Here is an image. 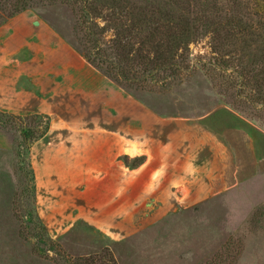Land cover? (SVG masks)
<instances>
[{
  "label": "rangeland",
  "instance_id": "1",
  "mask_svg": "<svg viewBox=\"0 0 264 264\" xmlns=\"http://www.w3.org/2000/svg\"><path fill=\"white\" fill-rule=\"evenodd\" d=\"M93 1L102 7L94 18L102 47L119 53L116 43L133 34L131 62L122 64L129 81L122 86L159 117L199 128L198 137H185L190 150L199 146L191 158L195 166L185 159L181 182L148 184L144 155L124 153L104 168L122 180L97 182L102 159L93 136L75 125H50L21 157L31 172L29 204L20 197L29 179L15 157L17 127L26 122L0 127V264H60L57 255L37 253L23 233L22 214L30 209L62 256L92 264H264V82L252 76L264 60V0H213L210 12L205 0H148L170 3L166 16L145 12V0L121 2L120 11L118 3L104 8ZM10 3L0 0L3 8ZM42 4L18 14L37 15L78 53V43L92 45L71 6ZM232 5L238 16L228 22ZM216 12L217 19L211 16ZM205 17L216 23L208 32L200 28ZM151 35L158 47L149 59L156 67L148 66L146 75L136 54ZM169 62L174 67H162ZM92 69L77 77L79 84L101 85L103 74Z\"/></svg>",
  "mask_w": 264,
  "mask_h": 264
},
{
  "label": "crops",
  "instance_id": "2",
  "mask_svg": "<svg viewBox=\"0 0 264 264\" xmlns=\"http://www.w3.org/2000/svg\"><path fill=\"white\" fill-rule=\"evenodd\" d=\"M88 69L93 71L85 58L37 15L17 14L0 25V112L46 116L50 128L71 124L83 135L93 136L102 159L97 182L107 177L122 180L120 175H105L104 168L124 153L144 155L141 167L148 166V184L181 182L184 160L193 159L195 149L199 151L194 143L190 150L185 137H198L199 128L186 129L181 118L159 117L105 77L95 88L79 84L77 77ZM242 137L246 154L253 156L248 137ZM192 159L189 165L194 168ZM127 177L136 179L135 175Z\"/></svg>",
  "mask_w": 264,
  "mask_h": 264
},
{
  "label": "trees",
  "instance_id": "3",
  "mask_svg": "<svg viewBox=\"0 0 264 264\" xmlns=\"http://www.w3.org/2000/svg\"><path fill=\"white\" fill-rule=\"evenodd\" d=\"M12 3L9 4L10 8H3L0 6V12H1V18H0V25L4 23L7 19L11 18L13 15L18 14L21 11H24L26 9H30L32 7H38V5H43L45 1L47 2H59L61 4H65L72 7V10L76 13V17L81 22L84 27L86 26L87 29V39L88 44L92 45L89 48H86L82 44H77V46L81 49L80 54L85 58L87 63L93 67L98 72L102 73L104 77H106L108 80L116 84L118 87H120L125 92L129 93V90L122 86L121 82H128L129 78L126 75V72L123 71L122 64H127L131 62V59L129 56L132 54V39L133 34H128L123 37V40L125 41L124 44H122L123 41L116 43V47H119L120 52L118 53L117 48H110V47H102L103 45L100 43V36L102 34L101 30H99L98 26L94 22V18H98L99 14V8H102L101 6L95 5L93 0H38L37 2L33 3V6L30 4L32 3V0H20V1H13L8 0ZM103 1L102 6L105 7H115L114 4H117L116 8L120 11L122 8H120L121 2H128V0H101ZM144 1V0H141ZM145 4H143V10L145 12L149 13H160V14H168L169 12L172 14V8L169 3L168 5H161V4H154L153 2H150L148 0H145ZM16 2V3H15ZM125 2V4H127ZM15 5H12V4ZM212 6H210V4ZM128 5V4H127ZM202 5L205 6L206 10L210 12L212 9L216 8L215 3L213 0H205ZM74 7H77L76 9H73ZM235 7L233 5L231 6V10L226 13L225 15L228 17V22L236 18L238 15H234L236 13ZM111 16H113V9L110 13ZM218 12L211 14L215 19H217ZM110 17V16H109ZM216 23L213 21L211 22L208 20L207 17L204 18V22L201 25V29L204 32H208L212 27L211 25H215ZM154 31L158 32L160 30L154 29ZM124 34V33H123ZM168 39H171V34L167 36ZM156 39L153 35H151L149 38L146 37L143 42H141L142 48L137 50V63L139 66L142 67V71L148 75V66L156 65L154 62L150 61L149 55L150 53H153L157 50L158 45L155 44ZM157 46V47H156ZM170 48V46H168ZM93 50V54L90 53V51ZM114 51V52H111ZM121 57V58H120ZM124 59V60H123ZM260 65L262 66L261 69L255 73H252L254 76L253 78L256 79V81L264 82V60L260 62ZM103 67H106L105 69ZM156 67V66H154ZM166 69H171L174 67V63H167L162 66ZM159 70H162V68H158ZM145 76V75H144ZM131 95V94H130ZM132 96V95H131ZM134 97V96H133ZM14 121L23 122L25 121V125H21L19 128L17 127L18 134H19V141L16 144V151H15V157L17 158L18 163L23 166L19 168V172L21 171L25 179H29V182L25 185L24 189L21 191L20 197L21 198H27L28 203H32L33 199V191L30 186V175L31 172L26 170V162L23 159L21 160V157L28 154L29 147L32 143L35 141L41 139L43 136L46 135L47 131L50 127V121L49 118L46 116H40V115H33L28 117H17L12 116L6 113L0 112V127L2 128H9V125L15 126ZM43 121H46L42 123ZM43 124V125H42ZM125 162V160H124ZM28 166V165H27ZM30 167V166H29ZM21 228L23 233L28 237L29 239L33 240L35 243V248L37 253L39 254H54L59 257L60 264H92L90 260H85L81 258H68L62 256V254L58 251V245L50 238L48 235L46 228L40 221L39 217L36 215L34 210L30 209L27 212H24L22 214L21 218Z\"/></svg>",
  "mask_w": 264,
  "mask_h": 264
}]
</instances>
